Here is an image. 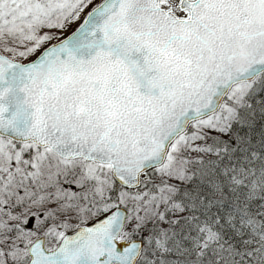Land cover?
Masks as SVG:
<instances>
[{
	"label": "snow or ice",
	"instance_id": "6c2138e0",
	"mask_svg": "<svg viewBox=\"0 0 264 264\" xmlns=\"http://www.w3.org/2000/svg\"><path fill=\"white\" fill-rule=\"evenodd\" d=\"M0 264H264V0H0Z\"/></svg>",
	"mask_w": 264,
	"mask_h": 264
}]
</instances>
